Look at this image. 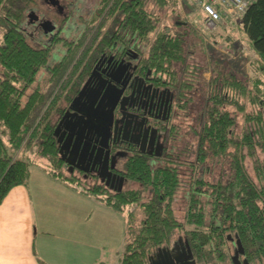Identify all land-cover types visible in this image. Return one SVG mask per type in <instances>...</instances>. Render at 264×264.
Returning <instances> with one entry per match:
<instances>
[{
    "label": "trees",
    "instance_id": "obj_1",
    "mask_svg": "<svg viewBox=\"0 0 264 264\" xmlns=\"http://www.w3.org/2000/svg\"><path fill=\"white\" fill-rule=\"evenodd\" d=\"M41 3L43 0H0V204L13 187L27 183L31 166L38 163L26 151L38 146V158L47 161L45 170L51 176L124 214L125 243L119 264H147L150 255L170 244L177 231L184 233L197 262L228 260L226 245L232 237L240 240L250 262L263 258L264 158L260 159L257 151L264 154V80L259 76L241 79L213 62L205 106L199 114L201 123L193 133L197 141L195 160L187 164L197 166L204 165L207 158H229L230 172L226 181L219 179L215 184L201 177L193 179L184 194L186 207L179 221L172 203L181 185L180 152L158 164L144 156L127 159L121 167L123 175L142 188L113 191L96 177V183L86 185L82 178L64 172V161L53 134L60 115L79 87L76 80L71 82L79 62L89 69L92 57L111 37L119 42L127 40L140 53L146 49L147 69L176 85L181 99L186 98L179 105L186 108L185 103L195 89L188 71L197 70L199 65L197 71L201 72L205 67L192 56L188 58L187 32L181 24L176 23L174 31L159 30L150 42L151 33L158 27V17L146 7L152 4L162 10L168 0H100L95 13L90 15L92 18L84 20L81 27L86 34L80 44L92 33L85 46L89 48L78 54L79 47H74L77 40L60 38L57 42L64 43L66 48L60 55L52 53L45 42L31 40L22 28L28 14ZM190 10L197 12L193 7ZM241 29L260 58L258 70L264 74V0H255L247 8ZM75 57L78 61L72 66ZM192 70V74L196 73ZM41 71H46L48 77L37 82ZM230 105L243 114L239 135L235 131V117L227 109ZM21 149L27 150L21 153ZM247 156L253 159L254 176L261 185L246 169ZM142 191L149 194L145 202ZM204 196L208 199L204 200ZM129 205L142 209L143 219L137 228L131 224L135 213L125 211Z\"/></svg>",
    "mask_w": 264,
    "mask_h": 264
},
{
    "label": "flooded vegetation",
    "instance_id": "obj_2",
    "mask_svg": "<svg viewBox=\"0 0 264 264\" xmlns=\"http://www.w3.org/2000/svg\"><path fill=\"white\" fill-rule=\"evenodd\" d=\"M58 1L63 7L61 12L57 6H52L50 3L48 5V2L45 3L50 8L55 9L62 18L68 20L73 13L71 5L66 6L61 3L62 0ZM43 20L44 18H38V21L33 25L35 29L42 31L39 24ZM66 32L68 33L70 30L68 29ZM63 33L64 27L61 29L55 24L52 33L44 34L45 43L51 46L57 37L63 36ZM77 37L75 41L79 39V36ZM63 38L66 39L65 36ZM97 43H101V41H97ZM101 46L99 52L92 57L89 69L79 72V88L72 95L71 100L78 95L85 83H87V90L85 96L82 97L83 100L96 97L97 104L105 91L108 92L106 97L108 101L116 98L117 103L113 109V124L110 127L107 144L100 146L101 138L96 139L93 135L84 136L82 141L76 143H74L73 138L65 143L68 133L65 129L68 124L62 125L57 137H54L58 150L60 147L57 142L58 137L61 139V144L64 145L62 153L64 159L62 160L69 173L78 175V177L81 176L83 179L97 177L99 180V173L106 174L110 178L107 187L114 191L120 177H123V184L128 182L121 169L127 159L134 156H144L153 163H159L172 154L175 147L172 143L173 136H171L175 127L174 122L179 117V104L186 98L181 99L179 88L170 80L147 69L142 53L138 52L127 40L119 42L114 41L111 37ZM56 55L53 57L55 60H57ZM71 100L60 115L59 120L68 109ZM68 119L71 122L77 120L75 117ZM99 148L101 149L99 150ZM107 150L109 151L108 156L105 154ZM65 159L72 160V165H67ZM236 239L235 237L230 238L229 241L233 244V253L229 254L228 260L223 263L256 264L254 261H249L244 248V252L234 260ZM169 252L181 260H185L184 255H190L189 259L195 264H205L196 261L187 240L181 237L171 244L158 248L150 255L148 264L152 261L167 260ZM255 260L257 264H263L260 263L263 260Z\"/></svg>",
    "mask_w": 264,
    "mask_h": 264
},
{
    "label": "rangeland",
    "instance_id": "obj_3",
    "mask_svg": "<svg viewBox=\"0 0 264 264\" xmlns=\"http://www.w3.org/2000/svg\"><path fill=\"white\" fill-rule=\"evenodd\" d=\"M185 1L186 0H168V5L162 10H159V8L157 7L155 8L152 4H148L146 7L148 11H154L158 17V27L155 32L151 33L150 42L159 30L167 29L170 31H174L177 29L176 23L181 24L185 27V30L187 32V51L189 53L187 54L188 58L192 56V59H194L197 64H202L205 67V70L202 69L201 72L197 71L200 68L199 65L198 67H195V69L197 70L189 69V79L194 81L195 89L191 95V99H189L188 102L185 103L186 108L184 109L182 107V109L179 106V117H177L174 122L175 127L172 133L175 136L172 138V143L175 146L172 154L177 155L180 152V158L182 159L181 162H183L179 165L181 185L172 203L173 212L175 213V216L179 221L183 219L186 207L184 194L188 191L190 183L193 179L201 177L203 181L215 184V182L219 179H221L222 181H226L230 172L229 158H207L204 165L191 166L190 164H187V162L190 163L195 160L197 141L193 133L196 131V129L199 128L201 123L200 121L198 122L199 114L202 113V108L205 106V99L209 91L207 85L209 84V81L211 79V68L213 62L216 61V63L220 66H225L223 69L228 68V70H230L233 74L240 77L241 79L259 76L264 80L263 72H261V70H258L259 65L262 64V62L258 55L250 48L246 37L243 35L241 26L238 24H221L216 30H206L202 24V17L200 16V13L196 12L195 10H190V7L186 5ZM45 2L46 1L43 0V4L41 3L39 7L34 9V13L38 14L40 18V15L46 16V19H51L54 22V25L57 24L61 29L64 27L63 36H65L68 41H72L73 39V41H75V39L78 38L77 36H79L77 44L74 45V47H79L78 54L81 53L85 48H89L85 46L89 43L88 39L91 38V32L93 30L88 33L91 34L86 37V40L82 44H80V42L84 38V35L86 34L85 31L83 32L81 27L83 26V21L88 20L90 15L95 13L100 4V0H62V4L66 6L71 5V11L73 13L68 18V20H66L67 18H62L61 15H58L55 9L50 8V6H48L50 4L48 3L47 5ZM91 18L92 16L90 17V19ZM36 22L31 24L27 19L22 28L25 30L31 40L37 43H43L45 42L46 38L40 29H35V27L33 26ZM68 29L70 30V32L67 33L66 31ZM80 31L82 32L81 34H79ZM63 36L57 37L54 40L55 43L50 46V50L52 53L60 55V51L66 49L64 43L60 41L57 42V39H64ZM78 54L77 57L79 56ZM146 54V49H142L143 57H145ZM77 57H75L72 66L77 64ZM189 62L192 61L190 60ZM81 65L82 63L79 62V66H77V68L79 69L77 70L76 74H74L75 76L71 79V82L74 80H76L75 82H79V77H77L78 73L80 71L82 72L85 69L81 67ZM191 70L193 72L199 73V75H196V73L192 74ZM45 72L46 71H41L38 74L37 82L39 80L40 82H42L46 79V77H48ZM179 76H181V74H179ZM41 85H43V83ZM61 97H64V95ZM182 101L184 102L185 100ZM227 109L235 117L236 134H241L242 126L244 124L243 114L238 111L237 108L233 105L227 106ZM246 110L250 111L251 107L247 106ZM26 150L21 149L20 152L25 153ZM38 152H40V150H38V146H32L26 151V154H28V156L35 163H41L43 162V160L40 157L38 158ZM257 154L260 159L264 158V154H262L259 150L257 151ZM45 163H47L46 160ZM45 163L43 162V164ZM244 164L248 173L251 175V177H253L256 184L261 185V182L255 178L256 176H254L253 159L249 158L248 156L245 157ZM64 172L67 173V170L65 169ZM79 178L82 177L80 176ZM96 178H82L81 180H85V182H87L86 185H91L96 183ZM141 188L142 187L140 186V184L134 181H128L122 185L123 190H139ZM203 189H205V187ZM202 198H204V200L208 199L206 196ZM148 199V192L142 191V202H145ZM205 205L207 208L209 207L208 204ZM125 211L127 212V214H129L130 212L135 213V219L131 224L133 228H137L140 221L143 219L142 209L136 205H129L125 207ZM115 235L117 236L116 233ZM180 237L183 238L184 233L181 231H177L174 234L170 244ZM226 246H228V250H226V252H228V254H232L233 244L229 242ZM258 260H263V262L260 263L264 264V257ZM254 263L257 264L256 260L254 261ZM213 264L222 263L215 260Z\"/></svg>",
    "mask_w": 264,
    "mask_h": 264
},
{
    "label": "crops",
    "instance_id": "obj_4",
    "mask_svg": "<svg viewBox=\"0 0 264 264\" xmlns=\"http://www.w3.org/2000/svg\"><path fill=\"white\" fill-rule=\"evenodd\" d=\"M124 240L123 213L51 176L43 163L0 204V264H119Z\"/></svg>",
    "mask_w": 264,
    "mask_h": 264
},
{
    "label": "water",
    "instance_id": "obj_5",
    "mask_svg": "<svg viewBox=\"0 0 264 264\" xmlns=\"http://www.w3.org/2000/svg\"><path fill=\"white\" fill-rule=\"evenodd\" d=\"M46 2L50 3L52 6H57L59 9V12L62 11L63 7L60 5L58 0H45ZM38 16L34 13V11H31L28 14V20L29 23L33 24L38 20ZM40 27L43 31V34L52 33L55 29V25L50 20H43L40 22ZM87 90V83H85L77 96H75L69 106L68 109L65 111L61 119L59 120L58 124L56 125L54 129V136L57 137V134L59 130H61L62 125H67V137L65 140V143H68L72 138L74 139V143L82 141V137L93 135L96 137V139L101 138V145L105 146V143L107 144V140L110 135V127L113 124V109L117 103L116 98L115 100L108 101L106 99L108 92L105 91L102 98L99 100V102L96 104V97L94 99H82L83 96H85V92ZM106 101V102H105ZM81 105V106H79ZM69 117H75L77 120L74 122H71L68 118ZM68 120V121H66ZM65 133V132H64ZM57 142L60 144L59 147V155L62 159H64L63 156V149L64 145L61 144V139L58 137ZM67 146V145H66ZM101 148H99L100 150ZM107 156L109 155V151L107 150L105 153ZM159 155V154H158ZM106 156V157H107ZM65 163L67 165H72V160L65 159ZM105 166V165H104ZM99 178L102 183H104L106 186L109 185L110 178L106 174L99 173ZM123 185V177L119 178V183L115 186L114 191H121ZM160 250V249H159ZM243 247L240 243L239 239H236V249L234 253V260L237 258L239 254H242ZM168 259L165 261H152L149 264H195L194 261L190 260V255H184L185 260H181L178 257L172 255L170 252L168 253Z\"/></svg>",
    "mask_w": 264,
    "mask_h": 264
},
{
    "label": "built area",
    "instance_id": "obj_6",
    "mask_svg": "<svg viewBox=\"0 0 264 264\" xmlns=\"http://www.w3.org/2000/svg\"><path fill=\"white\" fill-rule=\"evenodd\" d=\"M255 0H187L200 13L206 30H216L221 24H238Z\"/></svg>",
    "mask_w": 264,
    "mask_h": 264
}]
</instances>
